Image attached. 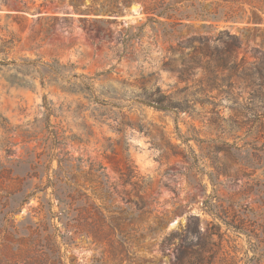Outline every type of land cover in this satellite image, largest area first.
Here are the masks:
<instances>
[{"label":"rangeland","instance_id":"obj_1","mask_svg":"<svg viewBox=\"0 0 264 264\" xmlns=\"http://www.w3.org/2000/svg\"><path fill=\"white\" fill-rule=\"evenodd\" d=\"M89 4L0 0L17 62L0 66V264H45L65 227L44 229L32 208L58 211L66 185L135 219L131 264H177L211 231L232 264H264V76L244 69L264 68V0H188V18ZM222 29L238 37V66L217 78L185 67L187 38ZM158 90L170 109L144 103ZM94 247L78 234L63 261L97 264Z\"/></svg>","mask_w":264,"mask_h":264},{"label":"trees","instance_id":"obj_2","mask_svg":"<svg viewBox=\"0 0 264 264\" xmlns=\"http://www.w3.org/2000/svg\"><path fill=\"white\" fill-rule=\"evenodd\" d=\"M72 1V0H71ZM126 3L140 2L143 10L149 13L157 8H163L158 16L166 15L171 17L179 12L182 7H186L188 0H122ZM99 0H90V10H106V6L113 4L116 8H120L121 0H103L98 7H93V4ZM107 2V3H105ZM180 16L190 17L189 11H180ZM52 22L58 20V16L49 18ZM189 45L192 46V53L185 60L184 66L188 69L201 67L212 73L213 78H217V70L235 69L238 66L237 59L234 57L236 49L240 47L236 34L230 33L226 29L219 30L218 35L212 36L207 33L196 34L187 38ZM16 41L15 35L5 30V27L0 25V66L17 65L15 59H9L8 53ZM196 41L197 45H192ZM221 44L224 46L222 47ZM204 59V61H203ZM39 62L37 60L28 61L22 60V64ZM250 78L256 79V76H264V68L252 69L244 67ZM144 101L146 105L156 109H170L167 95L159 90L147 97ZM103 188L100 187V190ZM18 190L11 191L14 195ZM36 191H32L26 195L27 199L34 196ZM206 203L208 201H205ZM53 203L47 202V206L43 201L40 206L33 207L34 216L39 217L40 223L44 229L49 227L59 229V226L54 222L57 217L65 227V234L62 235V241H52L45 245V249L41 255V261L45 264H65L63 261L64 254L61 252V245L65 243H73L74 238L78 234H83L90 239L91 244H95L94 249L99 251V259L97 264H131L129 255L132 254V246L129 238L135 231V219L133 217L123 216L121 214H110L109 210L102 204L97 203L92 196L87 192L82 191L78 186L66 185L63 191V197H58V211H51ZM16 208L12 212H16ZM31 224L29 225V228ZM216 234L214 231L204 234V245L197 249L180 250L177 255V264H211L206 257L205 252H209L208 257H215L217 251H222L220 264H232L230 260H234L233 256H228L226 250H222L220 242L209 241ZM51 236V235H50ZM221 239L220 235H218ZM171 236H166L162 243L171 240ZM50 240V238H48ZM208 245V247H205ZM234 262V261H233Z\"/></svg>","mask_w":264,"mask_h":264},{"label":"water","instance_id":"obj_3","mask_svg":"<svg viewBox=\"0 0 264 264\" xmlns=\"http://www.w3.org/2000/svg\"><path fill=\"white\" fill-rule=\"evenodd\" d=\"M0 11H3V10H0Z\"/></svg>","mask_w":264,"mask_h":264}]
</instances>
